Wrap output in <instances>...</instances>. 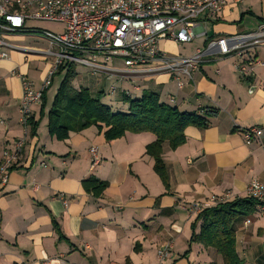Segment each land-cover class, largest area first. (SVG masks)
Returning <instances> with one entry per match:
<instances>
[{
  "label": "crops",
  "instance_id": "crops-1",
  "mask_svg": "<svg viewBox=\"0 0 264 264\" xmlns=\"http://www.w3.org/2000/svg\"><path fill=\"white\" fill-rule=\"evenodd\" d=\"M205 18L207 14L201 17ZM206 20V36L186 44L198 45L185 57L209 40L258 31L264 26V0H226L218 17ZM10 36L22 41L29 35ZM177 45L163 41L161 48L178 53ZM23 51L46 52L34 47ZM257 57L264 63V47ZM53 63L48 62L44 80ZM236 63L235 58L213 59L183 88L168 74L138 76L119 83V91L112 95L114 112L128 113L123 91L130 92L131 99L153 92L162 103L207 119V128L185 130L183 146L172 150L164 145L167 190L154 170V159L146 153L156 140L152 133H127L108 142L105 128L91 127L70 132L63 142L52 138L46 115L54 99L48 97L54 79L46 94L45 116L42 105L32 108L31 117L40 122L37 136L31 138L29 131L25 135L20 123L22 78L30 70L15 52L0 61V156L26 136L21 160L0 189V264H225L214 249L191 245L197 214L189 208L227 193L232 200L248 197L254 180L264 185V66L244 81ZM33 84L39 90L43 83ZM111 84L90 74L79 86L73 82L76 89L105 94ZM253 128L263 134L247 145L244 133ZM93 148L98 162H93ZM89 178L108 184L102 196L86 192L83 182ZM236 238L244 264H264L263 216L255 212L241 218ZM166 247L163 258L160 252Z\"/></svg>",
  "mask_w": 264,
  "mask_h": 264
},
{
  "label": "built area",
  "instance_id": "built-area-1",
  "mask_svg": "<svg viewBox=\"0 0 264 264\" xmlns=\"http://www.w3.org/2000/svg\"><path fill=\"white\" fill-rule=\"evenodd\" d=\"M225 4L226 0H0V37L37 36L49 45L44 54L54 59L39 90L27 77L22 78L20 123L25 135L32 108L42 105L45 90L62 66H80L97 78L106 76L112 83L111 95L119 91V83H130L138 76L168 74L183 88L185 82L191 84L201 67L213 59L235 58L241 79L249 81L255 69L264 66L257 57L258 50L264 47V26L255 32L209 40L190 57L170 56L161 48L163 41L186 45L206 36V19L217 18ZM206 14L207 18L202 20ZM30 22L61 25L63 31L28 27ZM7 47L0 38V48ZM7 58L6 52L1 51L0 61ZM123 93L130 96L128 91ZM262 134L258 128L246 131V144L251 145ZM25 143L26 136L0 156V189L7 185L11 170L21 160ZM91 152L93 162H98L97 150L93 148ZM247 195L257 202L255 212L264 217V185L252 181ZM228 201H232L231 193L195 202L189 209L198 216L205 209ZM168 248L161 250V257H166Z\"/></svg>",
  "mask_w": 264,
  "mask_h": 264
},
{
  "label": "trees",
  "instance_id": "trees-1",
  "mask_svg": "<svg viewBox=\"0 0 264 264\" xmlns=\"http://www.w3.org/2000/svg\"><path fill=\"white\" fill-rule=\"evenodd\" d=\"M62 74L63 80L46 115L49 135L63 142L68 139L70 132L97 127L100 131L106 129L105 138L111 142L125 137L127 133H152L156 140L147 146L146 153L154 159L155 172L165 188L170 190L169 175L163 159L164 145L168 143L172 150L183 146L186 143L185 130L191 126L205 129L209 125L207 119L196 114L182 113L162 103L159 95L153 92H145L140 99L125 96L128 113L114 112L102 103L104 91L93 93L89 89H76L73 86L76 68L62 66L57 75ZM47 90L42 98V117L45 116ZM216 113L210 112L209 115ZM39 124L30 118L28 125L31 138L37 136ZM83 187L87 193L100 197L108 184L89 178L83 182ZM256 205L254 199L245 197L205 209L192 224L191 245L196 243L206 249H214L225 264H244L237 252L236 223L254 214ZM199 224L200 231L197 232Z\"/></svg>",
  "mask_w": 264,
  "mask_h": 264
},
{
  "label": "rangeland",
  "instance_id": "rangeland-1",
  "mask_svg": "<svg viewBox=\"0 0 264 264\" xmlns=\"http://www.w3.org/2000/svg\"><path fill=\"white\" fill-rule=\"evenodd\" d=\"M33 25L36 26V28L43 29V30H48L51 32H57L60 33L63 31V26L61 25H56V24H51V23H45V22H30L28 25ZM13 36L7 35L5 37H0L3 39L7 44H9V47H7V53L8 55L12 54V52H15L19 56H21V59H24V64L28 67L29 75L28 79L33 81L37 86H40L43 81L44 77L43 74L46 73V66L48 65V62L54 61L53 58H50L44 52H25L23 49L25 47H34V48H40L43 51H46L49 48L48 43L33 35L26 36L24 39L25 40H16L12 38ZM197 43L195 42L194 45H177L178 46V53H170V56H189L192 54L194 49L197 47ZM12 46H17L22 49L14 48ZM3 48H0L2 50ZM28 58L26 61L25 58ZM77 75L74 78L73 82L74 85L79 86L80 80L87 75H89V71L87 69H84L80 66H77L76 68ZM98 77H101L104 79L105 82L111 83L110 81L106 80V76L103 75H98ZM97 78V77H96ZM99 78V79H101ZM62 82V76L57 75L54 77V83L51 89L49 90V98H54L55 92L57 88H59L60 84ZM107 89V88H106ZM114 97L108 93V90H106V94L102 98V103L106 106L110 107V103L114 101ZM54 100V99H53ZM52 106V105H51Z\"/></svg>",
  "mask_w": 264,
  "mask_h": 264
}]
</instances>
